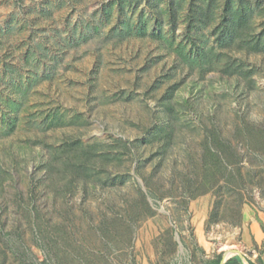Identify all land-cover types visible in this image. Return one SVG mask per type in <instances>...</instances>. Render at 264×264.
Segmentation results:
<instances>
[{"label":"rangeland","instance_id":"rangeland-1","mask_svg":"<svg viewBox=\"0 0 264 264\" xmlns=\"http://www.w3.org/2000/svg\"><path fill=\"white\" fill-rule=\"evenodd\" d=\"M117 1L0 0V264H264V52L219 49L225 0L206 63L192 0Z\"/></svg>","mask_w":264,"mask_h":264},{"label":"trees","instance_id":"trees-1","mask_svg":"<svg viewBox=\"0 0 264 264\" xmlns=\"http://www.w3.org/2000/svg\"><path fill=\"white\" fill-rule=\"evenodd\" d=\"M121 7L125 6L124 0L117 1ZM238 3L237 8H235L234 2L230 0H225L223 4L218 7L217 0H204L203 6L198 5L195 0H192L189 8L188 14V22L185 30V39L190 40L192 43L193 50L191 51L193 56L190 55V58L201 59L206 63V60L209 61L211 59V53L214 50H208L209 47L205 44H200L195 40V30H199L202 25L210 24L218 14L219 10L216 12L218 8L223 12L221 14V20L218 26L214 28V35L216 36V42L218 44L219 49H232L237 46V50L246 49L247 53L254 52L258 53L264 52V31L261 34H258L257 31H253L250 27L251 21L253 19V13L255 12L254 6H259L260 1L254 2L252 0H236ZM151 8L156 9L157 12L160 13V8L150 2L149 4ZM177 6L179 3L176 0H171L169 4L170 13L175 17L177 12ZM104 10H110L107 6H104ZM123 8H121V11ZM175 18H173L174 21ZM176 28V24L174 26ZM99 28V27H97ZM118 30L121 26L117 27ZM214 48V47H212ZM245 51V52H246ZM212 66L215 63L211 64ZM225 73H229L230 75L235 72L230 69V65L224 69ZM176 88H179V85H172L169 87L164 94V103L163 110L161 111L159 122L155 125L156 132H153L152 129L147 131V135L144 137V141L150 143L157 140L160 143H171L172 136L175 134V123L177 118H175L173 113L178 114L174 102L172 101L174 92ZM179 112V111H178ZM208 140V139H207ZM142 142L140 139L135 140L133 143L130 142L128 144L125 143L127 149L132 150L133 148H137L139 143ZM212 150V148L209 146ZM161 154L164 152H160ZM85 157L87 155H84ZM223 258L221 256L210 260L207 264H221ZM249 264H257L255 261L248 259ZM224 264H245L240 255L230 257Z\"/></svg>","mask_w":264,"mask_h":264},{"label":"water","instance_id":"water-1","mask_svg":"<svg viewBox=\"0 0 264 264\" xmlns=\"http://www.w3.org/2000/svg\"><path fill=\"white\" fill-rule=\"evenodd\" d=\"M239 255H240V257L242 258V254H241V253H239ZM225 261H226V260H225V259H223V260H222V262H221V264H224V263H225ZM243 261H244V263H245V264H247V263H246V260H243Z\"/></svg>","mask_w":264,"mask_h":264}]
</instances>
